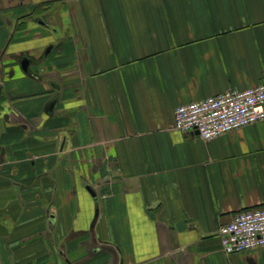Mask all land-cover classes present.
Instances as JSON below:
<instances>
[{
	"label": "crops",
	"instance_id": "crops-1",
	"mask_svg": "<svg viewBox=\"0 0 264 264\" xmlns=\"http://www.w3.org/2000/svg\"><path fill=\"white\" fill-rule=\"evenodd\" d=\"M263 77L264 0H0V264H264V120L173 122Z\"/></svg>",
	"mask_w": 264,
	"mask_h": 264
},
{
	"label": "built area",
	"instance_id": "built-area-1",
	"mask_svg": "<svg viewBox=\"0 0 264 264\" xmlns=\"http://www.w3.org/2000/svg\"><path fill=\"white\" fill-rule=\"evenodd\" d=\"M174 128L203 140L264 120V77L242 90L229 88L174 108ZM223 252L242 253L264 246V205L237 211L218 228Z\"/></svg>",
	"mask_w": 264,
	"mask_h": 264
},
{
	"label": "flooded vegetation",
	"instance_id": "flooded-vegetation-1",
	"mask_svg": "<svg viewBox=\"0 0 264 264\" xmlns=\"http://www.w3.org/2000/svg\"><path fill=\"white\" fill-rule=\"evenodd\" d=\"M27 62H29V60L28 59H26V58H22L21 60H20V63H21V68H25V66H27ZM5 117V116H4Z\"/></svg>",
	"mask_w": 264,
	"mask_h": 264
}]
</instances>
